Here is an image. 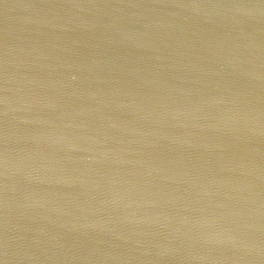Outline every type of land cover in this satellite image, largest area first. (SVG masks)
<instances>
[{
  "label": "water",
  "instance_id": "obj_1",
  "mask_svg": "<svg viewBox=\"0 0 264 264\" xmlns=\"http://www.w3.org/2000/svg\"><path fill=\"white\" fill-rule=\"evenodd\" d=\"M0 264H264V0H0Z\"/></svg>",
  "mask_w": 264,
  "mask_h": 264
}]
</instances>
